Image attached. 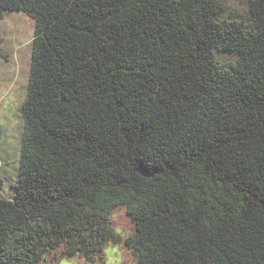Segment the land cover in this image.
I'll return each instance as SVG.
<instances>
[{"label": "trees", "instance_id": "1", "mask_svg": "<svg viewBox=\"0 0 264 264\" xmlns=\"http://www.w3.org/2000/svg\"><path fill=\"white\" fill-rule=\"evenodd\" d=\"M243 1L0 0L35 22L0 264L95 263L118 208L136 264H264V0Z\"/></svg>", "mask_w": 264, "mask_h": 264}, {"label": "rangeland", "instance_id": "2", "mask_svg": "<svg viewBox=\"0 0 264 264\" xmlns=\"http://www.w3.org/2000/svg\"><path fill=\"white\" fill-rule=\"evenodd\" d=\"M230 8L240 16L246 15L243 0H229ZM34 19L23 11H5L0 19V179L2 196L14 198L15 181L20 160L23 121L20 108L27 94ZM233 60L222 54L224 65ZM111 225L119 233L121 242L107 244L97 257V262L86 261L81 256L64 257L58 264H136V257L124 244V239L134 233V223L124 208H118L111 217Z\"/></svg>", "mask_w": 264, "mask_h": 264}]
</instances>
